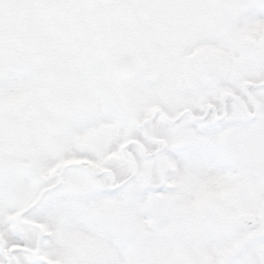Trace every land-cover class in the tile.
<instances>
[{"label":"snow or ice","instance_id":"snow-or-ice-1","mask_svg":"<svg viewBox=\"0 0 264 264\" xmlns=\"http://www.w3.org/2000/svg\"><path fill=\"white\" fill-rule=\"evenodd\" d=\"M0 264H264V0H0Z\"/></svg>","mask_w":264,"mask_h":264}]
</instances>
